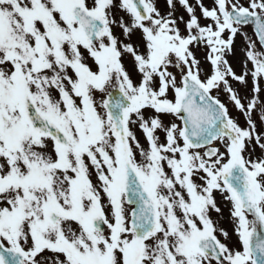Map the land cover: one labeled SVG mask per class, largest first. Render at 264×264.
I'll return each instance as SVG.
<instances>
[{"label": "snow or ice", "instance_id": "1", "mask_svg": "<svg viewBox=\"0 0 264 264\" xmlns=\"http://www.w3.org/2000/svg\"><path fill=\"white\" fill-rule=\"evenodd\" d=\"M167 4L0 0V264H264V104L229 82L262 91L264 0Z\"/></svg>", "mask_w": 264, "mask_h": 264}, {"label": "rangeland", "instance_id": "2", "mask_svg": "<svg viewBox=\"0 0 264 264\" xmlns=\"http://www.w3.org/2000/svg\"><path fill=\"white\" fill-rule=\"evenodd\" d=\"M118 2V0H117ZM156 6L157 8L160 10L162 15L167 14L170 9L169 6L167 4V0H155ZM189 3L192 5H195L196 0H189ZM202 3L205 7H209L211 8L213 6V0H202ZM121 13V12H120ZM177 17L183 16L184 20L187 21L189 19V15L188 13L185 11V9L180 6L178 3L176 4V8H175V13H174ZM117 16H119V14H116ZM123 15V13H122ZM196 15L198 17H201V10L199 7L196 8ZM125 19H127V17L125 16ZM209 21L204 20L203 18L200 19V23L202 25L207 24ZM180 28L182 31L183 35H187L186 32H184V24H180ZM244 32H246V29H243ZM247 35L252 37L254 39V36L247 31ZM118 36V35H117ZM123 38V37H122ZM137 37H133V40H136ZM247 47V42L242 38V36L240 37V39L237 41L235 47H234V54L233 53H228L226 54L225 58L227 59L228 63L232 66L234 72L237 75H240L243 71H244V61L246 59L245 56V49ZM192 51L194 52L196 58L200 61L201 63V67L203 72H208L210 69V65L209 63L206 61L205 57H206V53H207V49L204 47H192ZM125 66L126 68L129 70V72L132 73L133 75V79L138 80L139 77L136 75V73L134 72L133 69V63H132V59L131 57H129L127 60H125ZM248 68H252L251 63L249 62L247 65ZM174 72H176L178 74V70L173 69ZM248 81H252L250 75L247 77ZM229 82L231 84V86L233 87L234 90H237L238 92H240L241 95H244V92H248L247 94V98L242 101L245 104L248 103V101L253 97V96H257L258 95V100H259V104H264V82L263 80H260V87L262 89V91L259 94H256L252 91L253 89V83L252 82H248L247 87L245 88L244 86H242L239 82L231 80L229 78ZM240 85H239V84ZM219 97L224 100V102H226V105L229 109V113L230 115L236 119L239 123V125L241 127H246V118L244 115H242L232 104V102L229 101L228 99V95L224 92L219 93ZM264 114L261 112L259 106L257 107V109L255 110V118L257 121V132L258 133H264V122H261L259 120V117ZM139 129V128H138ZM254 157H261L262 155H264V153H262L261 149L259 147H256L255 152L253 153ZM219 204L221 205V210L226 208V205L230 208V205L227 201H225L223 199V197H219Z\"/></svg>", "mask_w": 264, "mask_h": 264}, {"label": "flooded vegetation", "instance_id": "3", "mask_svg": "<svg viewBox=\"0 0 264 264\" xmlns=\"http://www.w3.org/2000/svg\"><path fill=\"white\" fill-rule=\"evenodd\" d=\"M93 179H95V177H93Z\"/></svg>", "mask_w": 264, "mask_h": 264}]
</instances>
